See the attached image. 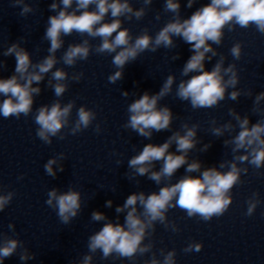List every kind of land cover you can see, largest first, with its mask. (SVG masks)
<instances>
[{
    "label": "clouds",
    "instance_id": "1",
    "mask_svg": "<svg viewBox=\"0 0 264 264\" xmlns=\"http://www.w3.org/2000/svg\"><path fill=\"white\" fill-rule=\"evenodd\" d=\"M153 0H143L145 7L134 9L130 0H56L49 5L51 11L57 14L48 18L44 39L50 42L47 49L48 55L37 63H33L31 54L21 46L20 42L11 44L3 53L4 56H13L16 60L15 72L9 78H0V95L5 97L0 101V115L5 119L21 115L27 117L33 110L34 97L39 95L40 82L51 73L48 79V87L54 90L56 97H62L68 89L66 81L69 74L63 68H55L59 62L56 56L58 50L64 45L63 36H70L73 32L81 36L100 38L101 43L94 51L97 54H114L112 64L117 69L108 76L109 83L115 84L124 78L125 66L145 51L156 52L160 47H176L174 37H179L185 43L191 45L193 55L185 63L181 75L190 79H183L176 86L175 95L182 101H189L193 109L212 108L218 105L226 97L229 88L235 89L227 93L228 98L235 101L241 96V91L236 88L239 83V75L236 64L231 63L225 67V57L220 55L211 71L205 70V61H211L218 56L213 45H220L224 37V29L233 31L235 26L248 28L255 25L256 30L264 34V0H210V3L198 8L188 18L181 16V4L179 0H165L164 10L174 14L173 19L165 24L153 37L147 29L133 39L130 29L122 27V19L133 18L140 20L146 14V6ZM196 0H188L187 7L191 8ZM73 5H75L73 7ZM14 6H22L21 15L34 11L25 0H14ZM90 6L94 9L90 10ZM71 9V10H70ZM112 18L105 22L106 17ZM159 19V16H157ZM115 35L113 36V34ZM211 42V43H209ZM93 51L89 39L81 43L69 44L66 51L60 57V61L67 66H74L77 61L87 60ZM209 53L211 55H209ZM235 60L242 55V45L236 43L230 49ZM178 55L172 59H178ZM4 62L0 61V68ZM55 70L53 71V69ZM83 73H74L71 80L79 81ZM176 82L175 75H168L159 92L150 94L144 92L139 98L133 100L128 106L129 119L125 125L139 136L151 139L153 132L167 131L171 129L174 115L167 105L159 106V102L172 93ZM124 97L129 96L128 91H122ZM248 92L247 95H251ZM264 101V92L255 95L253 112L264 113L261 102ZM75 107V101L62 105L60 100L51 105H42L36 110L34 117L38 125L36 135L45 144L52 143V137L60 136L62 129L70 124V116ZM77 119L71 126V134L75 135L87 129L96 119V112L80 106L77 109ZM229 115L236 121H231L215 126L216 121H211V132L216 137L232 133L236 127L239 131L230 139L224 140V145H232L233 159L222 161L219 167L206 168L201 172V162L192 160L189 162L188 154L200 141L197 139L198 124L184 123L183 132L175 131L163 144H146L142 151L132 156L128 161V168L132 169L135 176H147L148 179L160 185L163 181H170L174 174L182 166L187 165L186 173L200 172L199 176L184 175L176 183H166L158 192L145 194L133 193L127 197L124 204L116 207L117 213L126 212L124 223L112 222L106 215L99 211H93L91 219L95 222L106 221L103 227L89 236V254L82 257L79 264H92L93 254L98 250L102 257L107 259L115 254L119 258L134 259L137 254L143 255L151 251V242L145 244L146 237L155 230L156 222L171 227L172 231H178L174 224L167 219L169 209L179 207L186 211L188 217L199 216L204 221H209L213 216L223 215L232 203L231 190L241 182V174L247 173V167H240L247 162L255 169L264 167V119L255 124L250 123L247 115L241 116L235 109H229ZM97 124L95 131L100 132ZM175 144L176 152H170V147ZM210 144H205L200 151H207ZM243 151V154H240ZM179 153V154H177ZM63 153L47 160L44 170L48 176L56 177L57 172L64 171L62 161ZM162 162L158 171L154 170L155 163ZM119 163V161H118ZM54 166H56L54 168ZM227 168V171L221 169ZM22 178V177H21ZM45 203L57 211V216L63 224H69L77 217L82 207L81 193L73 188L60 192L52 188L48 192ZM257 194L248 201L246 215L251 216L257 205ZM14 193L0 194V212L11 202ZM111 200L106 201L105 207H112ZM142 209V210H141ZM117 217V221H118ZM9 229L14 230V225L9 224ZM21 261L35 259V254L23 247L17 238L0 234V264L6 258L11 257L18 249ZM203 248L202 243H190L185 252H199ZM163 254V251H162ZM175 250L163 254V261L156 258L155 254L147 264H176Z\"/></svg>",
    "mask_w": 264,
    "mask_h": 264
}]
</instances>
